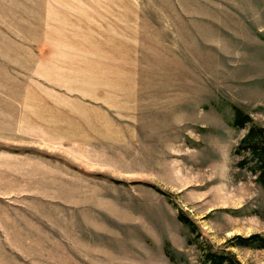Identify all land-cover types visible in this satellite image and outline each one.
Returning a JSON list of instances; mask_svg holds the SVG:
<instances>
[{
  "label": "rangeland",
  "instance_id": "374dc122",
  "mask_svg": "<svg viewBox=\"0 0 264 264\" xmlns=\"http://www.w3.org/2000/svg\"><path fill=\"white\" fill-rule=\"evenodd\" d=\"M234 106L264 126V0H0V264H203L264 234Z\"/></svg>",
  "mask_w": 264,
  "mask_h": 264
},
{
  "label": "trees",
  "instance_id": "16d2710c",
  "mask_svg": "<svg viewBox=\"0 0 264 264\" xmlns=\"http://www.w3.org/2000/svg\"><path fill=\"white\" fill-rule=\"evenodd\" d=\"M232 125L236 128H247L235 149L236 153L241 155L237 166L249 169L264 188V126L255 124L248 114L236 106H234ZM178 218L185 225H188L192 232L197 231V227L186 216L179 213ZM225 245L226 248L222 250H213L210 245L206 247L199 245L202 263L244 264L229 247L242 246L264 249V234L257 232L247 236L236 234L231 236Z\"/></svg>",
  "mask_w": 264,
  "mask_h": 264
},
{
  "label": "crops",
  "instance_id": "0c3cea01",
  "mask_svg": "<svg viewBox=\"0 0 264 264\" xmlns=\"http://www.w3.org/2000/svg\"><path fill=\"white\" fill-rule=\"evenodd\" d=\"M98 136H101V135H98Z\"/></svg>",
  "mask_w": 264,
  "mask_h": 264
}]
</instances>
